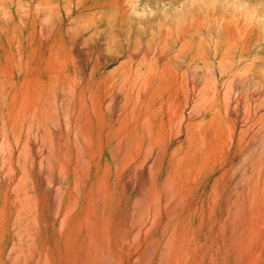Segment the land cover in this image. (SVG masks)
<instances>
[{"label": "rangeland", "instance_id": "obj_1", "mask_svg": "<svg viewBox=\"0 0 264 264\" xmlns=\"http://www.w3.org/2000/svg\"><path fill=\"white\" fill-rule=\"evenodd\" d=\"M0 264H264V0H0Z\"/></svg>", "mask_w": 264, "mask_h": 264}]
</instances>
